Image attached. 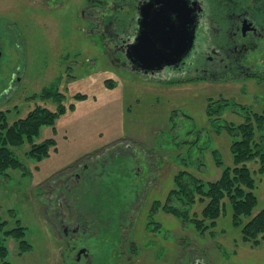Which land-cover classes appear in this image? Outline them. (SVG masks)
Wrapping results in <instances>:
<instances>
[{
	"label": "rangeland",
	"instance_id": "374dc122",
	"mask_svg": "<svg viewBox=\"0 0 264 264\" xmlns=\"http://www.w3.org/2000/svg\"><path fill=\"white\" fill-rule=\"evenodd\" d=\"M91 4L89 0H0L3 25L7 27L9 21L13 28L11 33L0 28L6 48L0 60V109L11 124L37 104L52 110L64 108L35 137V142L53 139L48 155L32 157V144L25 140L13 146L24 166L0 172V219L9 228L21 225L26 241L23 246L17 236L0 234L9 261L57 264L61 239L54 223L57 217L52 215L59 207L56 193L79 161V165L91 163L92 170L82 173L98 183L93 190L87 184L78 190H62L63 197L83 209L94 206L90 195L100 194L105 201L110 195L120 198L123 203L113 208L132 215L125 224L132 222L129 237L137 240L134 257L141 264H183L186 260L191 264L190 259L194 262L199 257L206 264H264V240L243 238L229 204L204 233L169 209L179 204L175 189H179L177 177L182 172L217 179L222 168L216 164V152L225 164H232V137L223 125L242 122L239 111L243 106L264 107V44L244 60L261 69L254 74L150 78L107 54L88 13L91 9L99 15L101 8ZM14 73L20 80L12 81ZM45 89L60 92L61 99L42 98ZM136 161L143 165L140 173L148 172V161L153 162L150 175L154 181L142 193L147 191L145 198L140 195L135 200L130 192L109 187L105 195L98 191L99 183L110 178L113 186L132 182L133 165L140 164ZM57 184L60 188L47 207L46 186ZM255 191L257 213L264 208V179L258 180ZM129 195L134 203L126 212L123 204ZM203 206L195 203L191 216L201 217ZM152 243L157 245L153 248Z\"/></svg>",
	"mask_w": 264,
	"mask_h": 264
},
{
	"label": "flooded vegetation",
	"instance_id": "af4514ba",
	"mask_svg": "<svg viewBox=\"0 0 264 264\" xmlns=\"http://www.w3.org/2000/svg\"><path fill=\"white\" fill-rule=\"evenodd\" d=\"M89 1L92 2L91 7L98 5L101 8L99 15L91 9L88 13L92 18L93 27L97 28L96 33L100 35L104 43L107 54L119 64L132 67L133 64L128 59V54L130 47L137 41L145 27L142 21L146 8L150 5L154 10H158L161 1ZM188 2L196 8V35L191 51L178 65L165 66L156 76L144 74L145 76L159 80L192 76L213 79L235 76L238 73L248 75L261 71L254 65H246L244 60L264 44V0H188ZM3 23L4 21L0 18V28L4 27L11 33L13 28L9 26V21L6 22L7 27ZM0 48L1 60L6 53L4 41L1 38ZM15 80H20L19 74L14 73L12 81ZM137 163L141 165H133L136 174L131 178L132 182L125 181L122 186H113L112 178H106L105 182L102 181L97 186L98 191L105 195L107 187L115 188L118 192L122 190L126 191L125 193L130 192V195H135L134 199L137 200V196L142 195L146 187H152L154 181L150 175L154 170L153 162L148 161L149 171H145L147 174L140 173L141 170L143 171V165L141 162ZM90 165V162L82 165H79V161L77 162V170L68 175L63 182L64 193L70 188L78 190L82 184H87L90 190L96 187L98 181L94 182L91 175L92 179L84 176L92 170ZM125 169L127 170V166ZM50 185L46 186V191L49 192L47 207L52 206L54 199L52 195L60 188L59 184L55 188ZM62 190L56 193L59 207L52 212V215L57 217L54 223L61 239L57 264H141L134 257V252H137V240L129 237L132 222L125 224L132 215H125L124 212H120L122 210L113 208L123 203L120 198L111 199L110 195V199L105 201L100 194L96 197L95 194L90 195L88 198L94 206L83 209L79 204L70 205L66 201L68 199L63 197ZM145 193L140 197L141 199L145 198ZM130 195L127 198L129 201L126 200L123 204L127 206L126 209L123 208L126 212L132 210L129 208L134 203ZM155 245L157 244H151L153 248ZM192 261L193 259H190L191 264L207 263L204 257ZM177 264L182 263L177 261ZM183 264H187V260Z\"/></svg>",
	"mask_w": 264,
	"mask_h": 264
},
{
	"label": "trees",
	"instance_id": "16d2710c",
	"mask_svg": "<svg viewBox=\"0 0 264 264\" xmlns=\"http://www.w3.org/2000/svg\"><path fill=\"white\" fill-rule=\"evenodd\" d=\"M41 96L44 99L58 100L62 95L58 91L45 89ZM63 110V107L52 110L37 104L25 117L10 124L6 111L0 109V172L24 166L13 146H19L25 140L32 144L29 152L32 157L41 159L47 156L50 145L54 143L53 139L35 142V137L39 136L42 126L53 124ZM239 112L244 117L242 122H226L223 125L232 137V164H225L216 152V164L222 168L217 179L205 180L188 171L187 176H184L186 172H182L177 177L179 189H175L179 204L169 209L180 215L184 222L192 223L200 233H204L217 223L225 206L229 204L234 217L233 223L242 226L243 238L259 242L264 240V208L255 213L259 203L255 189L258 180L264 179V107L255 110L243 106ZM251 162L255 166L250 165ZM197 202L204 203L201 217H192L190 209ZM245 217H248L247 220H244ZM7 225L6 221L0 219V234L15 235L26 246L23 227L18 225L9 228ZM7 255V247L0 235V264H15L9 261Z\"/></svg>",
	"mask_w": 264,
	"mask_h": 264
},
{
	"label": "water",
	"instance_id": "95a60500",
	"mask_svg": "<svg viewBox=\"0 0 264 264\" xmlns=\"http://www.w3.org/2000/svg\"><path fill=\"white\" fill-rule=\"evenodd\" d=\"M158 1H161L158 10L150 5L146 8L142 21L145 27L128 54L131 69L151 76L165 66L178 65L191 51L196 35L193 4L188 0Z\"/></svg>",
	"mask_w": 264,
	"mask_h": 264
}]
</instances>
